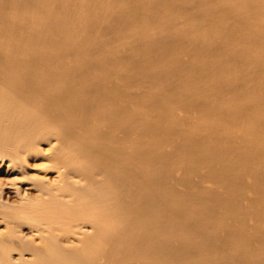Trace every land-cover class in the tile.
Masks as SVG:
<instances>
[{
	"label": "bare ground",
	"instance_id": "6f19581e",
	"mask_svg": "<svg viewBox=\"0 0 264 264\" xmlns=\"http://www.w3.org/2000/svg\"><path fill=\"white\" fill-rule=\"evenodd\" d=\"M0 164V264H264V0H0Z\"/></svg>",
	"mask_w": 264,
	"mask_h": 264
},
{
	"label": "rangeland",
	"instance_id": "374dc122",
	"mask_svg": "<svg viewBox=\"0 0 264 264\" xmlns=\"http://www.w3.org/2000/svg\"><path fill=\"white\" fill-rule=\"evenodd\" d=\"M152 17V16H151ZM9 23H10V25L11 26H13V24L14 23H12L11 21H10V19H9ZM40 32H37V34L35 35V37H34V39H36V40H39L40 39V35L41 34H39ZM102 38H104V36H101V39ZM104 42H106V43H108V40H107V38H104ZM84 45L89 49H96L95 47L97 46L96 44H94V43H90V42H85L84 43ZM181 52V49H179V48H177V49H175V50H173V52H169V53H167L166 54V58L167 59H170V57H173V56H175V55H178L179 54V51ZM185 52H187V51H185ZM176 78L177 79H182L183 80V82H185V84H184V87H191L190 85H188L189 83V79L188 78H186V77H183V76H180V75H176ZM201 79H203V80H205V79H209L210 77L209 76H206V74H204L203 76H201L200 77ZM220 80H222V79H220ZM179 85L180 84H174V86L175 87H179ZM192 86H196V85H192ZM183 87V88H184ZM219 87H221V86H218L217 88H219ZM191 90H192V88H191ZM202 90V92H195V96L194 97H192L191 99H194V98H199V97H204V96H206L207 94H206V90L204 89V88H202L201 89ZM153 91H155L156 93H159V94H161L160 96H159V99H165V98H174V96H175V92H173V90L170 88V89H167V88H165V86L164 85H157V86H155L154 87V90ZM246 91H249V97H257L259 94L261 95L262 93V90L260 91V89L259 88H257V87H243V88H237L236 89V94H235V96L236 97H238V98H246V97H243V95H244V93L246 92ZM174 95V96H173ZM162 96H164V97H162ZM204 98H206V97H204ZM217 98H223L221 95H219V96H217ZM217 103V105L215 106V107H213V109L214 110H216L217 111V113H220V112H223L224 111V109L227 107V105L228 104H220V102H216ZM180 105H182L181 107V111H182V113L180 112V114L182 115V116H185V114H186V112L188 111L187 109H186V107L187 106H185L186 104H184V103H181ZM198 106L197 105H194V104H192L191 106H188L187 108H189L190 110H195L197 113H199V111L197 110V109H195V108H197ZM203 109H205V108H201V110L200 111H202L203 113H207L206 112V110L207 109H205V110H203ZM44 148H46V146L44 147ZM32 160V161H31ZM42 163H41V162ZM41 163V164H40ZM44 163H45V161L44 160H41V159H39V158H36V159H30L29 160V165H31L32 167H34L33 169H36V170H38V167L40 166V165H43V167H42V169L43 170H45L44 169ZM46 165H47V162H46ZM0 167L1 168H4V166L3 165H1L0 164ZM39 169H41V167H39ZM40 170V171H43V170ZM32 173H34L35 174V171H31ZM33 174V175H34ZM52 174H50L49 176H51ZM10 177H5V176H3V175H0V182H8V181H10V179H9ZM0 229H2V227L0 228Z\"/></svg>",
	"mask_w": 264,
	"mask_h": 264
},
{
	"label": "clouds",
	"instance_id": "9594fccd",
	"mask_svg": "<svg viewBox=\"0 0 264 264\" xmlns=\"http://www.w3.org/2000/svg\"><path fill=\"white\" fill-rule=\"evenodd\" d=\"M39 167H43V165H40Z\"/></svg>",
	"mask_w": 264,
	"mask_h": 264
}]
</instances>
